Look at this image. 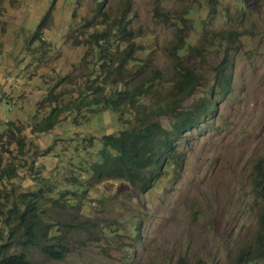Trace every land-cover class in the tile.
Masks as SVG:
<instances>
[{"label":"rangeland","instance_id":"rangeland-1","mask_svg":"<svg viewBox=\"0 0 264 264\" xmlns=\"http://www.w3.org/2000/svg\"><path fill=\"white\" fill-rule=\"evenodd\" d=\"M101 1L0 0V192L11 190L22 207L21 195L42 190L49 199L41 201L40 215L62 232L52 238L57 232L51 228L42 242L59 240L69 247L63 259L48 258L36 247L30 258L39 264H175L179 258L189 264H233L239 249L253 241L261 211L250 172L254 160L264 156V0H104L101 8L130 15L129 27L142 34L138 40L145 49L137 55V69L157 66L172 76L174 59L167 49L175 40V17L193 43L204 45L203 59L183 56L201 76L185 106L216 90L215 66L224 54L231 61L230 92L217 95L208 120L180 140L181 162L162 166L146 191L123 179L93 177L90 163L100 156V136L123 126L115 112L75 124L74 114L64 111L50 136L27 139L30 148L49 150L34 155L32 166L27 154L6 142L12 130L28 132L34 116L77 95L76 82L92 70L82 60L89 49L84 33L71 30L90 29ZM164 14L172 19L164 21ZM38 27L42 37L31 40ZM230 29L238 35L226 53L210 47L217 33ZM157 119L170 127L164 115ZM13 166L16 175L6 178ZM58 193L62 201L54 202ZM82 221L90 226L83 228ZM21 250L22 244L10 248Z\"/></svg>","mask_w":264,"mask_h":264},{"label":"trees","instance_id":"trees-1","mask_svg":"<svg viewBox=\"0 0 264 264\" xmlns=\"http://www.w3.org/2000/svg\"><path fill=\"white\" fill-rule=\"evenodd\" d=\"M103 2L95 8L90 29L85 30L83 25L71 30L75 34L84 33L89 49L82 60L92 70L90 74H82L76 82L77 95L66 103L51 106L46 114L34 116L37 119L28 126V132L24 133L22 128L12 130L6 142H14L18 153L29 156L25 161L32 166L37 161L30 160L34 155H44L49 150L47 146L44 152H38L27 146V139L40 138V133L50 136L64 111L74 114L75 124L81 119L89 123L92 116L107 110L115 112L123 126L118 131L100 136L97 142L100 156L90 163L93 177L97 181L123 179L146 191L158 180L162 166L181 162L180 140L188 131L208 120L215 110L217 95L230 92L232 76L227 70L231 61L224 54L215 66L216 90L211 88L208 95L198 96L185 106L187 98L193 97L201 85V76L197 75L191 63L184 61L183 56L191 53L203 59L207 53L204 45L193 43L191 37L185 35L186 27L183 24L178 26L182 19L175 17L177 32L173 44L167 49L168 55L174 59L172 76L164 75L157 66L147 71L137 69V55L145 49L143 42L138 40L142 38L140 30L129 27L130 15H115L101 8ZM214 7L211 13L215 11ZM187 12H193L192 6L187 7ZM163 16L164 21L172 19L167 14ZM237 35L236 29L219 32L209 45L226 53L231 39ZM41 37L38 27L31 40ZM120 83L125 87H119ZM126 115H131L132 119L124 117ZM159 115L169 119V128L157 119ZM67 161L71 159L63 160ZM5 174L6 178L15 176L16 168H8ZM250 183L253 196L261 205L258 229L253 241L239 249L233 264H255L257 261L264 264V156L254 160ZM81 186L85 190L88 188L86 184ZM11 194V190L0 192V264H39L29 256L33 247L39 248L48 258L63 259L69 251L68 246L59 240L52 244L42 242V238L55 227L40 215V203H46L49 197L40 189L27 192L21 195L23 205L20 207ZM59 201H62L60 193L54 198V202ZM82 224L83 228L90 226L88 221H82ZM53 232L57 233H53L52 238L62 237L60 229L53 228ZM18 244H22L24 250L10 251ZM175 264L189 263L187 259L179 258Z\"/></svg>","mask_w":264,"mask_h":264}]
</instances>
